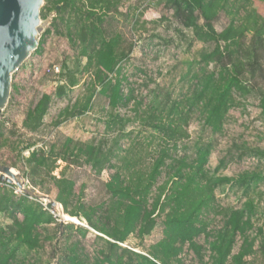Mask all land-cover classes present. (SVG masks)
Wrapping results in <instances>:
<instances>
[{
	"label": "rangeland",
	"instance_id": "1",
	"mask_svg": "<svg viewBox=\"0 0 264 264\" xmlns=\"http://www.w3.org/2000/svg\"><path fill=\"white\" fill-rule=\"evenodd\" d=\"M235 4L221 12L223 21L228 23L233 20L236 26L249 24L264 28V0ZM43 14L42 22L48 20L49 25L42 34L41 49L13 74L10 99L0 115V165L22 175V170H28L25 161L34 151L44 149L49 153L53 149L58 154L65 150L64 145L69 140L85 144L105 142L104 149L113 150L114 157L111 167L102 174H97L85 161H76L71 157L68 161L58 160L52 172V176L58 179L73 180L83 202L96 209L108 199L106 184L122 168L125 154L135 149L148 162H153L160 155L159 141L152 142V137L158 136L154 126L159 120L175 123L182 116H187L188 120L181 124L187 136L178 141L173 158H185L191 163L197 149L205 148L210 151L207 169L216 177L237 180L245 173L264 177V116L259 107L258 91L264 86L259 84V89L245 96L234 95L235 103L222 133L212 132L204 124L203 115H192L188 106L193 86L192 64L194 68H200L195 62L200 60V53L206 46L195 38L192 30L185 29L178 22L166 0H124L119 14H112L105 23L113 35L121 34L126 45L132 46L131 54L120 61V67L121 77L126 78L124 90L133 95V100L127 108L116 111H112L108 100L99 93L96 69L88 66L81 39L75 31H69L71 20L77 14L73 11L62 16L52 8L45 9ZM251 36V32L246 34V47ZM262 65L264 67V62ZM72 82L74 86L70 87ZM60 86L66 87L63 96L57 95L56 90ZM45 94H50L52 100L41 127L33 132L24 126V122L30 109ZM90 95H93L90 109L80 115L81 107ZM172 107L174 109L170 113ZM152 117L157 121L150 122ZM168 162L171 163V160ZM169 173V169L163 168V174L153 188L154 194L169 182ZM24 180L27 187H33L29 180ZM46 187L48 194L43 190L36 191L55 199L57 190L50 178L46 180ZM7 188L13 189L17 195L24 194L15 184H8ZM216 199L220 210L242 208L246 204L253 206L254 230L251 234L255 236L259 229L264 234L263 180L250 195H244V189L236 183L224 184L217 189ZM35 200L45 208L50 204L45 199ZM54 211L57 222L41 227L42 236L49 240L34 251L20 247V260L27 264H58L68 253L67 248L76 242L80 244L83 256L91 261L102 258V254L109 251L107 241H113L90 229L84 219H65L60 205ZM209 220L211 230L223 224L222 215L212 214ZM164 221L165 214L159 215L149 236L142 238L133 234L126 242L119 243L118 254H123L125 262L132 259L134 264L142 261L138 256L154 260L155 247L164 238ZM10 223L8 217L0 213V225L6 227ZM69 224L72 227L65 229ZM81 229L88 230L86 236ZM260 241L259 238L257 245ZM198 242L208 248L204 237ZM240 245L241 240L234 254L239 251ZM179 260L178 264H200L187 248ZM246 264L264 262L260 255H256L247 258Z\"/></svg>",
	"mask_w": 264,
	"mask_h": 264
},
{
	"label": "trees",
	"instance_id": "2",
	"mask_svg": "<svg viewBox=\"0 0 264 264\" xmlns=\"http://www.w3.org/2000/svg\"><path fill=\"white\" fill-rule=\"evenodd\" d=\"M123 1L45 0L41 10V16L47 8L62 16L73 11L77 14L71 20L69 31H75L81 39L88 66L96 69L99 93L108 100L112 111L127 108L133 100V95L124 90L126 78L121 77L120 67V61L131 54L132 46L126 45L121 34L113 35L112 30L105 27L112 14H119ZM249 1L166 0L178 22L185 29L192 30L195 38L206 46L200 53V60L195 62L200 68L196 69L192 64L193 86L188 106L192 115H203L204 124L216 134L223 131L235 103L234 95L245 96L259 89V84L264 86V28L249 24L236 26L233 20L226 23L221 14L229 5ZM248 32L252 36L246 47L244 40ZM41 46L42 40L34 53L39 52ZM73 86L74 82L70 84ZM56 91L58 96H63L66 87L60 86ZM258 91L259 107L264 116V88ZM92 98L90 95L81 107L80 115L89 111ZM51 100L52 96L45 94L30 109L24 122L26 128L33 132L39 130ZM117 118L122 119L120 116ZM185 120H188L187 116L176 120V124L159 120L154 126L158 136H153L152 142L159 141L160 155L153 162H148L135 149L127 152L122 168L106 184L108 199L96 209L83 202L73 180L58 179L52 176V172L58 160L68 161L71 157L85 161L97 174H102L111 167L114 157L113 150L104 149L105 142L85 144L69 140L64 145L65 150L58 154L53 149L49 153L44 149L32 152L25 161L28 170H22V177L29 180L34 189L43 190L46 194V180L50 178L57 190L54 200L62 206L63 213L72 219H84L90 229L113 241H107L109 251L94 261L83 256L79 243H72L58 264H134L132 259L125 262L123 254H118V244L126 242L133 234L142 238L149 236L155 229L157 216L162 214H165L164 238L155 247L154 260L138 256L142 261L136 264H178L186 248L194 253L200 264H246L247 258L256 255H260L264 262L263 231L259 229L255 236L251 234L254 230L253 206L246 204L242 208L220 210L216 205V191L220 186L236 183L244 189V195H250L264 177L249 173L237 180L216 177L207 169L210 151L205 148L197 149L191 163L185 158H173L178 141L187 136L181 125ZM154 121L157 119L152 117L150 122ZM163 168L169 169V182L154 194L153 188L162 176ZM50 210V204L45 208L27 194L17 195L13 189L0 187V213L11 221L6 227L0 225V264H27L19 259V248L34 251L49 240L42 236L41 227L57 222ZM212 214L223 216L222 226L215 230L209 226ZM70 227L72 225L69 224L64 228ZM80 231L83 236L88 232L86 229ZM202 237L206 239L208 248L199 244ZM259 238L261 241L257 245ZM239 240V251L234 254Z\"/></svg>",
	"mask_w": 264,
	"mask_h": 264
},
{
	"label": "water",
	"instance_id": "3",
	"mask_svg": "<svg viewBox=\"0 0 264 264\" xmlns=\"http://www.w3.org/2000/svg\"><path fill=\"white\" fill-rule=\"evenodd\" d=\"M44 3L45 0H0V115L10 99L13 74L38 49L44 29L49 25L48 20H41ZM12 170L0 165V181L15 184L32 199H45L52 208L58 207L54 199L27 187L22 175L13 174Z\"/></svg>",
	"mask_w": 264,
	"mask_h": 264
},
{
	"label": "built area",
	"instance_id": "4",
	"mask_svg": "<svg viewBox=\"0 0 264 264\" xmlns=\"http://www.w3.org/2000/svg\"><path fill=\"white\" fill-rule=\"evenodd\" d=\"M0 187H8V183L0 181ZM57 209H58V207H57ZM51 213L56 215V213L54 211V208H52V212ZM63 217L65 218L64 214H63ZM81 225H83V224H81Z\"/></svg>",
	"mask_w": 264,
	"mask_h": 264
},
{
	"label": "bare ground",
	"instance_id": "5",
	"mask_svg": "<svg viewBox=\"0 0 264 264\" xmlns=\"http://www.w3.org/2000/svg\"><path fill=\"white\" fill-rule=\"evenodd\" d=\"M12 173H13V174H17V172H16L15 170H12ZM11 179H13V178H11ZM66 218H67V220H69V221H76V220L72 219L71 217H66Z\"/></svg>",
	"mask_w": 264,
	"mask_h": 264
}]
</instances>
